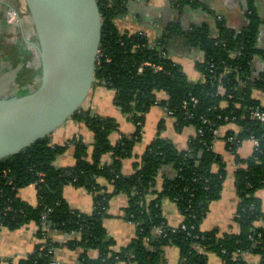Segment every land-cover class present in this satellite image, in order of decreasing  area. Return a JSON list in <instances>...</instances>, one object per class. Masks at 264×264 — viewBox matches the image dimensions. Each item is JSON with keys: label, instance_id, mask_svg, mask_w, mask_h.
<instances>
[{"label": "trees", "instance_id": "1", "mask_svg": "<svg viewBox=\"0 0 264 264\" xmlns=\"http://www.w3.org/2000/svg\"><path fill=\"white\" fill-rule=\"evenodd\" d=\"M96 1L102 6L101 41L93 86L113 92L114 104L133 124L134 132L120 134L112 143L110 136L118 133V123L82 107L71 119L92 132L91 145L76 137L52 145L50 135L0 161V231H15L31 223L39 227L42 217L46 220V230L38 228L35 234L38 243L32 253L8 263L53 264L55 250L66 247L80 252L77 264H166L165 249L175 247L179 264H205L206 253H215L223 264H246L245 254L256 256L258 264H264V228L257 225L264 219L257 197L264 190V124L250 118L252 110L264 109L254 97V92L264 93V44L258 46L264 27V0L263 15L257 0H245L246 25L239 31L216 16L213 28L206 22L172 24L154 40L157 44L153 49L146 35L122 32L117 24L130 2L150 0ZM171 6L181 12L189 8L212 13L204 0H171ZM23 18L29 30L26 37L36 42L27 10ZM173 37H182L201 54L195 63L201 81H189L168 55L166 45ZM11 47L13 54L6 49L0 51V64L10 63L12 73L19 69L15 72L16 83L27 86V91L34 90L40 74L37 51L22 41L21 46ZM256 57L263 63L260 72L253 66ZM140 67L143 71L138 73ZM161 94H165L164 99ZM153 106L170 113L177 132L192 127L195 135L186 149L157 136L135 164L134 174L125 177L122 162L132 157L135 145L141 141L145 115ZM225 128L221 139L237 166L234 180L238 204L233 224L238 231L219 234L217 230L202 231L201 223L209 204L219 199L226 177V165L213 148ZM250 137L259 141V147L249 157L240 158L237 150ZM70 147L74 164L54 166ZM163 169L175 172V176L164 178L162 190L154 192L156 177ZM31 185L36 190L35 205L19 197V191ZM68 185L83 188L91 195L90 214L69 207L63 196ZM118 194L127 197L123 217L135 226L136 233L126 246L113 251L103 219L110 199ZM163 199L172 201L182 216L178 227L166 224ZM156 228L161 229L160 235L154 234ZM57 234L69 238L59 243L54 237Z\"/></svg>", "mask_w": 264, "mask_h": 264}, {"label": "crops", "instance_id": "2", "mask_svg": "<svg viewBox=\"0 0 264 264\" xmlns=\"http://www.w3.org/2000/svg\"><path fill=\"white\" fill-rule=\"evenodd\" d=\"M262 1L257 0L258 5H260L259 12L261 15H263ZM204 3L212 13H208L202 9L190 10L189 8L181 12L171 6V0H150L148 3L132 1L128 5L125 16L118 20V28L122 32L129 34L140 33L146 35L150 40H156L161 31L172 24L181 23L185 25L188 23L206 22L213 28L215 16L223 18L231 28L237 31L246 25L247 5L245 0H204ZM26 10L23 0H0V37H2L3 42V47L0 45V50H3L5 45L18 44V46H21V41L26 43L24 38L26 40L29 39L26 37L29 30L25 27L23 18ZM263 44L264 27L260 29L258 46L261 47ZM166 46L168 55L173 62L181 66L189 81L198 82L202 80V75L195 69V63L201 58V54L196 52L182 37L169 39ZM262 65L263 63L259 57L254 58L253 66H256L258 69L256 72L261 71ZM9 69L10 63L3 62V64H0V83L8 85L13 81L15 84L20 85L14 79L15 72L19 69H14V73L11 71L10 73ZM113 97L112 91L95 85L90 90L82 106L84 109L90 110L92 114H96L101 118H113L118 123V133H113L110 136L112 143L120 138V134L129 135L134 132L133 124L121 113L120 108L114 104ZM254 97L261 104H264L263 92H254ZM161 98L164 99L165 94H161ZM70 129L71 132L69 134L63 135ZM228 129H233V127H229ZM225 130L227 129L225 128L220 131V135H218L219 139L214 143L213 148L221 156L226 165V177L222 184L219 199L209 204L207 215L201 223L202 231L217 230L219 234L238 231L233 224V217L238 204L234 180V172L237 166L234 156L226 150L225 142L221 139ZM194 135L195 129L192 127H185L181 132H177L174 120L167 115L166 111L160 106H153L145 115L141 141L135 145L132 157L122 162V175L129 177L134 174L136 171L135 164L140 161L147 146L157 136L169 140L179 149H186L189 139ZM74 137L79 138L87 145L93 143L92 132L83 123L72 119L51 135V143L52 145H62ZM237 151L238 156L245 159L253 152L252 144L247 140L243 141ZM105 160H109L108 157ZM73 164L72 147L54 161V166L56 167L71 166ZM174 176L175 172L173 171L161 170L156 177L153 191H161L164 178H173ZM100 183L106 186L103 180ZM63 196L71 209L84 214L92 212V197L85 189L68 185L64 187ZM19 197L35 205V187L31 185L21 189ZM257 197L261 202V211L264 215V190L259 191ZM149 198H153V195H150ZM126 205L127 197L124 194L114 196L108 203L107 217L103 219V225L108 238L113 241V251H119L126 246L136 233L135 226L123 217V209ZM161 208L166 224L169 227L175 228L182 223V216L172 201L163 199ZM257 225L264 228V219L259 221ZM36 232L37 226L33 223L15 231L1 229L0 264H9V260L15 261L22 256L31 254L34 246L38 243V239L35 236ZM54 237L59 243H64L68 239V236L63 234H57ZM79 253V251L60 247L55 250V258L61 264H77ZM91 254L94 256L95 252ZM164 256L166 264H179V252L175 247L166 248ZM243 259L246 261V264H258L259 261L256 256L251 254L243 255ZM118 264L127 263L119 262ZM205 264H223V262L215 253H206Z\"/></svg>", "mask_w": 264, "mask_h": 264}, {"label": "water", "instance_id": "3", "mask_svg": "<svg viewBox=\"0 0 264 264\" xmlns=\"http://www.w3.org/2000/svg\"><path fill=\"white\" fill-rule=\"evenodd\" d=\"M23 2L37 39L24 41L37 51L40 74L32 91L12 81V89L0 92V161L71 120L94 85L99 58L102 6L96 0Z\"/></svg>", "mask_w": 264, "mask_h": 264}, {"label": "built area", "instance_id": "4", "mask_svg": "<svg viewBox=\"0 0 264 264\" xmlns=\"http://www.w3.org/2000/svg\"><path fill=\"white\" fill-rule=\"evenodd\" d=\"M156 44H157L156 41L149 39V44L148 45H149V47L151 49H153L154 47H156ZM144 65L145 66H150L149 64H144ZM153 68H155L156 70H160L161 69L160 67H157V66H154ZM142 71H143V67H140L138 69V73H141ZM221 91L223 92V88L222 87H220V92ZM193 102L196 103L197 101L196 100H193ZM169 114L170 113H167V115L170 117ZM250 118L253 119V120H255V121H258V122L264 124V109H262V110H260V109L252 110V112L250 113ZM247 141H249L252 144V149L254 151H256L258 149V147H259V141L257 139H255L254 137H250ZM36 226H37V230L39 228V230L45 231L46 230V220H45V218L42 217V225L41 226H39V227H38V225H36ZM184 228L185 227L183 226L182 229H184ZM154 234L155 235H160L161 234V229L156 228L154 230ZM53 264H61V263L58 262V260L55 259L54 262H53Z\"/></svg>", "mask_w": 264, "mask_h": 264}, {"label": "rangeland", "instance_id": "5", "mask_svg": "<svg viewBox=\"0 0 264 264\" xmlns=\"http://www.w3.org/2000/svg\"><path fill=\"white\" fill-rule=\"evenodd\" d=\"M0 45L3 47V42H2V37H0ZM4 49H6V51H7V53H11V54H13V50H14V48L13 47H11L10 45H8V46H4ZM1 51V50H0ZM104 108V107H103ZM102 108V109H103ZM71 132V129L70 130H68V131H66L63 135H67V134H69ZM70 136H71V134H70ZM26 195V194H25ZM28 195V194H27ZM29 195H30V193H29ZM28 195V196H29ZM31 198V197H30ZM4 230H6V229H4Z\"/></svg>", "mask_w": 264, "mask_h": 264}, {"label": "flooded vegetation", "instance_id": "6", "mask_svg": "<svg viewBox=\"0 0 264 264\" xmlns=\"http://www.w3.org/2000/svg\"><path fill=\"white\" fill-rule=\"evenodd\" d=\"M15 83V82H14ZM14 85V84H13ZM7 87H9V86H7ZM6 87V85H2V82L0 83V92H4L5 90H10V89H12L13 88V86H12V84H10V87L9 88H7Z\"/></svg>", "mask_w": 264, "mask_h": 264}]
</instances>
